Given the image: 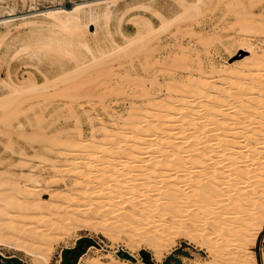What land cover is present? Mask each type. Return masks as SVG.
Wrapping results in <instances>:
<instances>
[{
	"label": "rangeland",
	"instance_id": "obj_1",
	"mask_svg": "<svg viewBox=\"0 0 264 264\" xmlns=\"http://www.w3.org/2000/svg\"><path fill=\"white\" fill-rule=\"evenodd\" d=\"M38 1H39L38 6L40 9H47V8H51L52 6L57 5V4L64 5L65 7H72L73 6L72 1H74V0H38ZM198 1H200V2H198ZM239 1H240V3H239ZM15 2H16V0L0 1V7H1L0 17H1V19H4V17L8 15V12H6V10L9 9L10 5L14 4ZM239 4H242V5H239ZM186 5H188V7H189L188 9H190V11L187 10L188 13H186V11H183L184 14H181L182 16H185V14H186L187 17L185 16L184 17L185 19H182V21H180V19L182 18L180 16L181 18L179 17L178 19H175L174 20L175 22L171 21L170 25L167 26V28L169 30L167 28H165L168 31L163 30L160 33V35L156 37V39L158 38L157 40L156 39L155 40L153 39L154 41L149 40L151 43H154L157 46V49L159 46L158 50L160 53H158L159 55H158L157 59L153 62H152V57L146 58V57H148V54H147L148 53V47L151 44V43H149V41H147L149 44H147V42L144 43V46L143 45L141 46L142 48H140V46L138 47V46L132 45L131 47L128 46L127 48L122 49L121 51L124 52V55H121V54H123V52H121L120 50H117V51H119L118 54L116 53L117 51H114L115 56L111 55L112 53L109 52V55H106L107 56L106 58L108 60H110L109 58L112 57L111 58L112 60H110V61L107 60L108 62L105 61V59H106L105 57H104L105 59H103V58L94 59V58H91L92 57L91 54H86V57H84L85 63H83L81 66H77L76 62L72 58H71L72 59L71 60L70 57H64L63 58V63L65 64V66H62V67H61V64L58 62L52 63L51 66H50V64H47V63H41L38 67H33V66H29V65L26 66L24 64V62L17 60V59L10 60L9 64L4 63V61L1 62V64H0V79L1 78H7L8 77L7 74L9 72L10 68L14 67L13 69H15V73L13 74V78L15 79V81H18V79H20V78L22 79L23 76H26L27 73L29 74V72H32L33 75L36 77L37 81H39V83H44L46 80V77L49 78V83L45 87L47 89V91H45L46 89L44 88L45 93L42 94V92H41V94L38 95L40 97L35 96L32 93L31 94L29 93V94L24 95V96H23V94L22 95H16V94L10 95L9 94V95L3 97V104H2V106H0V111H1L0 115L3 113L1 115L2 117L0 116V124H1L0 125V134H1L0 135V174L1 173H4V174L7 173L6 175L1 174V176H0V181H1L0 182V190L3 189L4 191H6L9 187L12 190V187H13L12 185H16V184L17 185L19 184L21 186L24 185L27 187H31L30 190H32L30 194L26 195L27 196L26 198H24V196H21V200L18 203L17 202H15V203L14 202H12V203L8 202L7 204H4L3 206L0 207V253H2L3 255H17L23 261H27L30 264H55V263L60 261V252H61V249L63 247L74 246L75 245V239L80 237V236H89L95 240V243H93V245H91V246L90 245L87 246L86 243L83 242V245L87 246V250L84 252V254L82 253L83 255L81 257H83V258L80 257L81 260L79 258L78 264H89V261L91 259L92 260L98 259V260H96V262L93 261L95 264L98 262H100V264H114V263L115 264H118V263L119 264H132L133 262L135 263V261H131V257L126 258V257H123L122 255L117 254V249L119 247H122L123 249L127 250L129 253L132 252V253L138 255L140 260L142 261V262H138L139 264H152L149 262L150 259H148L147 262L142 260V255L140 253V250L143 248L150 251L151 259L154 262H156V264L159 262H161V264H165L163 262L164 259L177 248H178V250L176 252H174V254L178 257L184 258L183 264H198V263H200V264H264V224L262 222L258 223L256 221H254L255 217H253L254 219L251 221L254 225L260 224L259 226H261V227L258 226V230L261 228L259 231H256V229L254 231L253 229L256 228L254 226H253L254 228L251 227V230H249L248 227H245L246 225H248L249 221H247V224H244V226H241V228L242 227L244 228L243 234L245 233L246 237L248 238L247 239V241H249L248 243H247V241L242 240L245 237V236L243 237V234H241V232H242L241 230H243V229H241L239 232H237V230H236V229L239 230L240 225L232 224V223L228 222L230 226L227 225L228 223L225 224L226 227L223 225L224 228L222 227L223 228V230L221 229L222 232L224 231L225 228H227V229H225V232H223L221 234V231H219L220 233L218 231L213 232L215 230H214V228H212V226H210L208 224H202V225H204L202 230L203 229L204 230L199 231L200 236H201V232H203L202 236L204 235L205 238L207 235V239H214L215 238L214 236H216V234L219 236V238L221 237L220 235H222L223 241H221L222 238L221 239H217L218 237L216 238L218 241H221L222 243L225 244V245L224 244L222 245V243H221L222 249L219 248L221 246L217 247V250L218 249H221V250H218V251L215 250V252H214L206 246L207 244L206 245L202 244L203 240L201 241V239H200L201 242L196 241V240H192V239H190V236L189 235L187 236L186 234H184V236L180 235V234H176L177 236L175 235L174 238L172 237L174 241L170 240V242H168V243H170L169 247H167V245H168V243H167L166 244L167 248H164L162 246L160 248L161 249L160 250V249L154 248L155 244H156L157 235H155L154 237H151V238L141 237L138 240H141L142 238L143 239L139 242V244L137 243V239H136V242H135V240H133V241L131 240V237L128 236V234L126 233L127 231H124L125 233L120 232L116 237H112V236L108 235V234H110V230H111L108 227L112 226L113 223L115 224V222L118 221L116 219H118V217H119V214L117 216V211L119 210V206L110 205L112 203L113 199L111 201L109 198L105 199L103 196H99L100 195L99 193L102 194V190L100 189V186L99 187L96 186V188H99V189H97V194H99V195H97L98 198L96 197V191H95V193L90 192V191L94 192L95 189L93 190L91 188L92 190L89 189L90 190L89 191V190H87V188H85L86 190H84L82 188L83 185L86 184L85 187H87L88 184L92 183V182H87L90 180V178L91 179H92V177H93V179H94V177L96 178L97 172H95V170L92 171V169L93 168L96 169L97 166H100L102 164L101 162L104 161V159L106 160V158H108L107 156L110 155V154H108L109 152L104 153V151L102 150L104 154H108V155H105L106 158L103 157V159H100V157H102L101 154H103V153H102V151H100L99 148H97L99 150H96V148L95 149L93 148L92 150L85 152L86 149L84 148L85 147L84 144L87 145L88 142L91 144V143H93L92 140H96L99 146L101 145V147H103V148L105 147L104 149H106V146H107V148H110V146L112 144H109V143L113 142L114 145L111 146V148L113 149L116 147L115 149H117V152H118L120 149V146L123 145L122 142H120V140H118L119 136H117V135H120V133H121L120 131H122L119 128V126H122L123 124H125V122L129 121L126 123L127 126L133 127L135 117L137 120L138 119L141 120V116H137L136 113H138V112L136 110L139 109L138 107H140V105L144 106L146 103H148L149 98H150V101L155 100V99H161L163 102H166L169 100L168 99L169 95L175 97V94L181 95V94H177V92H179V93H182L183 98L185 96V99H187L186 97H188V99H190V100L193 99L194 102H196L198 99L200 100V97H199V95L197 96V93L193 94V93H190V92H187L184 90V88L186 87L185 85H188L191 82H195L197 84L198 82H201L203 80V81H206L205 83H207L208 85L210 84L209 88L212 84H214V86L213 85L211 86V89L214 88L216 91L214 89H212V90L210 89V92H214V93H212V95L217 93V90L219 88L221 89V90L219 89L220 93L222 91L224 92L225 90L227 92L231 91L233 93L238 92L239 89L241 88L240 85L242 86L244 83V81L242 79L243 77L240 78V76H237L236 74L234 76L232 74L236 73L237 71L242 70V67H243V72H245L244 70H247V68L253 67L254 64H252V63H254V59L256 58V56L258 57L259 55L263 54V52H264V28H262V27H264V22H263L264 21V0H187ZM251 6H253V7H251ZM190 7L192 9L197 7L199 11L197 9H195L196 11H198V12H195ZM243 9H245V10H243ZM181 10H182V8L178 7L175 4L165 3L164 1L159 0V2L153 8H151L150 10H148L146 12L127 13L124 16L121 24H122L124 30H126L129 33L130 32L133 33L136 29L135 28V22L133 20L140 18L141 17L140 14H142V16H144L147 20L151 19L153 21L154 25L159 26V25H161V23H160L161 21H160V18L158 17V14H162L163 12H165L168 15H170V14H172V12H179ZM27 11H28V8L23 7L21 2H20L14 13L21 15L22 13H24V12L26 13ZM236 12H237V14L235 15ZM248 13H249V16H248ZM188 14H189V16H188ZM237 15H239V16H237ZM250 15H251V17H250ZM191 17H193V19ZM186 18H190V19H186ZM249 19H250V21H249ZM245 20L248 23H246ZM172 22H173V24H172ZM256 22H258V23H256ZM245 23H246V25H245ZM117 26H118V23L114 22V23H112L111 29L114 30V29H116ZM0 27H1L2 31L6 30V28L3 25H0ZM175 27H176V29H175ZM91 28L93 31L95 30V27L93 25L91 26ZM189 28H191V29H189ZM244 28H246V29H244ZM20 29L21 30H15L14 28L11 29V34L7 37V39H5V45L2 49L3 52L6 50H9L11 42H12V37L17 36V35H23L24 29H22V28H20ZM103 30L104 29L100 30L99 35H104ZM188 30H192V31H188ZM253 31H254V33H253ZM173 35L176 37H174ZM188 35H191V36H188ZM114 38L116 41H118V43L120 45L125 44V40L123 38H121L119 35L115 34ZM103 43H108L109 45L111 44V42H109L108 40H106L105 42H102V44ZM97 44H98L97 38L93 37L92 38V46L96 50L95 51L96 54L101 55V53L98 51ZM208 44H210V45H208ZM140 45H141V43H140ZM137 47L140 48L141 50L138 49ZM160 47H162V49ZM142 50L144 53H145V51H147V53H145V54H147L146 57H145L144 53L142 52ZM110 55H111V57H110ZM117 55L119 58H117ZM108 56H109V58H108ZM101 57H103V56H101ZM113 57H114V59H113ZM115 59H117V60L120 59V60L115 61ZM7 60H9V57L7 58ZM88 60H90V61H88ZM93 60H95V61H93ZM96 60L97 61L99 60L98 61L99 63H97ZM131 61H133L132 65H130ZM145 61L149 62V64H147ZM91 62L92 63L95 62L98 65H96L95 63L92 65ZM205 62H207V64ZM211 63H213V64H211ZM103 64H105L106 66ZM144 65L147 66V67H145L146 70L144 69ZM149 65H150V67H149ZM178 65H179V67H177ZM183 65L185 66L186 69L184 68ZM75 66H77V68ZM98 66H100V67H98ZM200 66H201V68H200ZM65 67H71L73 70H75L74 72L76 73V75L73 74V72L71 71V73H69V74H71L70 77H69V75H67V76H65V78L59 79L61 77V76L59 77V74L62 73V71ZM82 67L84 69H80ZM94 67L97 70H95ZM92 68H93V70H91ZM104 69H105V71H103ZM89 70H91V71H89ZM186 70H188V71H186ZM197 70H199L200 73ZM147 71H148V73H147ZM216 71H218V72H216ZM84 72H85V75L91 76L92 78L96 75L94 77L96 79L92 80V78H89L88 76H86L87 80L91 79V81L89 82V80H88L87 83L84 82V80H86V78H84L85 77ZM101 72H103V74ZM81 74H82L83 79H84L83 82H80V79L82 81ZM211 74H212V76H211ZM205 75H206V77H205ZM78 76L79 77L81 76V77L79 78ZM208 76H209V78H208ZM199 77H201V78H199ZM73 78H76L77 80H75ZM187 78H189V79H187ZM206 78H207L208 82H207V80H204ZM64 79H65V81H64ZM136 79L137 80L138 79L139 80L145 79L146 83L143 82V84H145L146 86L142 85L141 81H137ZM51 80H53V83ZM61 80H62L61 83H63V84L65 82L70 83V82H74V81H75V83H70V84L68 83V85L66 86L65 84L63 85L60 83ZM153 80L155 81L154 84L152 83ZM58 81H59V83L57 84ZM103 81H104V83H103ZM132 81H133V83H132ZM148 81H150V82H148ZM107 82H108V84H107ZM120 82H121V84H120ZM50 83H51V85H50ZM74 84L76 85L75 88H74ZM118 84H119V86H118ZM140 84H141V86H140ZM93 85H95L94 88H93ZM133 85L135 86V88ZM158 85H159V87H158ZM55 86H56V88H55ZM62 86H64L63 87L65 89L64 92H67V94L61 93V92H63ZM68 86H70V88ZM77 86H78V90H77ZM86 86L90 87V88L92 87V89H94V90L91 91V89L89 88L90 92L88 93V91L86 90L87 89ZM215 86H218V88H216ZM80 87H81V90H79ZM84 87H86V88L83 89ZM60 88H61V90H60ZM106 88H108V89H106ZM146 88H148L149 90H145L148 92H146L147 94L145 93V96H144L145 98H142L143 96L141 97L140 93L143 94V92H141V89L143 90ZM229 88H230V90H228ZM96 89H98V90H96ZM157 89H159V90H157ZM223 89H225V90H223ZM5 90L6 89H0L1 92L5 91ZM70 90L72 92H70ZM85 90L87 93L84 92ZM155 90H156V93H155ZM171 90L174 92H172ZM182 91H185V93ZM54 92H56V93L58 92V94H56ZM91 92H92V94H90ZM100 92H101V95H100ZM102 93H104V94H102ZM254 93H256V92H253L252 94L254 95ZM24 94H26V93H24ZM54 94H56V96ZM152 94L155 96H153ZM189 94L191 96L192 95H196V96H192V99H191V97L189 98ZM252 94H250L249 96H251ZM135 95H136V98H135ZM146 95H148V96L151 95V96H153L152 98H155V99H152L151 96L150 97L147 96L148 97V99H147ZM18 96H19V98H18ZM12 97L14 99H17V98L18 99L14 101V99ZM72 97L74 99H77V100L79 99L78 102H77V100H74ZM103 97H105V98H103ZM233 97L235 98V96H233ZM233 97L231 99L234 100L235 105L233 104L234 102L230 103L229 106L231 105V107H232L234 105L233 108L230 107V110L234 109L236 106H237V108H239L243 103L245 104V98L247 96H243L244 98L242 97V99H244L243 101H236L237 98L233 99ZM64 98H67V99H64ZM88 98L91 100L89 101ZM99 98H102V99L99 100ZM69 99H72V101ZM239 99L240 98H238V100ZM59 101H61V102H59ZM70 101L73 103H71ZM143 101H145V102H143ZM238 102L240 105L239 107L237 105ZM7 103H9V104H7ZM108 103H109V105H108ZM240 103H242V104H240ZM133 104H134V106H136V108H137L136 110H134L135 107L133 106ZM66 105L71 106L70 107L71 109L69 107H67ZM109 106H111V107H109ZM71 110H74L73 111L74 113L70 112ZM70 113H71V115H70ZM179 114H181V113H179ZM10 115H11V117H10ZM76 116H77V118H76ZM86 116H88V117H86ZM69 117H70V119H69ZM40 118H42V119H40ZM142 119L144 120L143 117H142ZM5 120H7V121H5ZM113 123H114V125H113ZM5 124H6V126H5ZM101 124H102V126H101ZM143 125H145V123H143ZM132 127H131V130H132ZM118 128L120 130H118ZM78 131L81 133L79 134ZM106 131H108V132H106ZM109 131H111V132H109ZM36 133H38V134H36ZM34 135H36V136H34ZM56 136H58L59 138ZM91 136H92V138H91ZM93 136H95V137H93ZM107 137H109V138L107 139ZM80 138H82V139H80ZM56 139H57V141H56ZM101 139L104 141L102 142ZM112 139H113V141H112ZM58 140H60V141H58ZM57 142H58V144L60 143L59 146H58ZM68 143H69V146H67ZM2 144H4V145H2ZM70 144H72V146H70ZM73 144H74V146H75V144L77 146V147L75 146V149H74ZM66 147H68V148H66ZM78 147H79V149H78ZM41 150H43V151H41ZM58 150L60 153L58 152ZM65 150H67V151H65ZM93 150H96V151L93 152ZM98 151H100V153ZM33 152H34L33 159H29L30 158L29 154H32ZM49 152H51V153H49ZM69 152H71V153H69ZM96 152H98L100 155ZM65 153H67L69 156L65 155ZM81 155H84V156H83V162H81L82 164L80 165V167L78 166L79 168H77V170H79V171H81L80 169L82 168V165L84 162L86 164L84 163L83 167L88 169V167L90 166L88 164H91L88 161H92V158L95 160L94 161L95 164L94 165L91 164V166H90V168L92 167L91 170L89 169L90 174L88 175V172L86 174H84V175H86L85 178L82 174V172H83V170H85V168L81 171V174H79L80 173L79 171L76 172L77 171L76 169L72 170L73 166L69 165L73 162L72 157L77 159V157H79ZM43 156H45L47 158V160L50 159L51 161H46L45 157H43ZM64 156H67V157H64ZM27 157H29V158H27ZM34 157H36V158H34ZM95 157L98 159H96ZM76 159H73V160L75 161ZM26 160H28V161H26ZM68 160L69 161L71 160V161L69 162ZM67 161L69 163H67ZM48 162H50L51 164ZM64 162H66V163H64ZM28 163H29V165H28ZM77 164H80V162ZM36 165H37V167H36ZM87 165H88V167H86ZM95 165H97V166H95ZM33 169H35V170H33ZM32 171H33L34 175H35V173L36 174L38 173V174H37V176L33 177L32 180H30L31 178L28 179V177H30V176L32 177L33 174L29 176V174H31ZM52 173H56L57 176L55 174H52ZM70 173H73V176ZM78 174L80 176H83V177H80ZM27 175H28V177H27ZM74 176H75V178H74ZM77 176L80 177V179L77 178ZM89 176H90V178H89ZM4 177L7 179H5ZM61 177H63V178H61ZM35 178H38V180L40 179L39 182L35 181ZM9 179H11L13 181H11ZM62 179H64V180L62 181ZM76 179H78V181H76ZM83 179L86 180V181H84V184L82 183ZM6 180H8V181H6ZM56 180H57V182L55 183ZM9 181L11 183H13L10 186L6 185L7 183L9 184ZM2 183L4 185H2ZM76 183H77V185L75 186ZM79 183L82 185L80 186ZM72 186L74 188H71ZM102 186H104V185L102 184ZM82 190H84V192ZM100 190H101V192H100ZM52 192H55L56 194L53 197V200L50 201V198H51L50 193H52ZM108 192H111V194H109V197L110 198L113 197L114 200L116 201L117 200L115 197L116 192L111 191V190L110 191L108 190ZM189 192H191V191L188 190V193ZM42 196L44 197V199L41 198ZM192 196H195V195H192ZM30 197L34 198V201H32V199ZM99 197L104 198V200H103L104 202L101 200L102 198H99ZM89 199H90V201H89ZM93 199L94 200L100 199V200H98L99 202L98 201L95 202ZM108 200H110L111 203H110V201L108 202ZM189 200H191V199H189ZM21 201H22V203L25 204V208L24 207L23 208L17 207V206H20L18 204H20ZM105 201H107V203ZM251 202H247L246 205L249 203L248 207H250V205L252 204ZM13 203H14V205H13ZM60 203H62V205L63 204L64 205L62 206ZM96 204H98V205H96ZM93 205H95L96 207L93 208L94 207ZM103 205H104V207H102ZM97 206L100 208H98ZM105 206H106V208H105ZM59 207H61V209ZM243 207H245V206H243ZM96 208L101 209V210H98V212L94 211V210H97ZM192 208H194V207H192ZM192 208L189 210L190 212H191ZM250 208H254V205H252ZM243 209L244 208H240V210H239L240 212L236 211V209H234L233 210L234 213L231 215L232 217L230 216V218L231 219L236 218L239 215H241ZM195 210L196 209L194 208L192 210V212L193 211L194 212L193 213L191 212L190 215H192V214L194 215L196 212ZM197 211L200 212V210H197ZM57 213L58 214L60 213L59 214V216H60L59 220L61 223L55 224L54 218L57 215ZM92 213H93V215L94 214L95 215L92 216ZM98 213L99 214L100 213L105 214V216L102 215L104 218H101L102 217L101 214L99 215ZM237 214H239V215H237ZM34 215H37V217L40 218L39 221L37 222L38 224H36V226L39 225L38 226L39 228L36 227L35 224H33L31 221L32 217ZM198 215L199 214H195V216L193 218L188 216V217L192 218V220H189V222L191 223V221H193V219L195 218L194 222L198 223L200 220V219L199 220L197 219L199 217ZM92 218H96V219H92ZM251 221L249 223H251ZM257 221H259V218ZM262 221H264V219ZM96 222H99V223L96 224ZM108 224H110V226ZM231 224L233 226H231ZM92 225H94V226H92ZM102 225H105V226L103 227ZM4 226H6V228ZM206 226H208V228L211 227V229H213V231L211 230V233L213 232L215 235L213 233L210 234V232L208 233V230L210 231V229H208ZM37 228L39 230H37ZM249 228H250V226H249ZM157 229H158L157 231H159V228H157ZM229 229H231V230H229ZM205 230H206V232H205L206 234L204 233ZM163 231H164V229H163ZM247 232H249V234L251 236L254 233L253 235H255V236L251 237ZM255 232H257L258 234ZM229 233L231 235H229L227 237V235ZM232 233L233 234L238 233L239 235L241 234L242 235L241 237H243V238L238 237V234L233 236ZM50 234H52L53 238L55 239V240L53 239L54 241H52L53 243H52V247L50 249L51 252H49V254L47 255L46 260H41V259L38 260L35 256H33V254L34 253H40V254L45 253L44 248L47 246L48 238L51 237ZM225 237H226V239H225ZM205 238H203V239H205ZM233 239H234V241H233ZM236 239H238V240H236ZM225 240H227V241H225ZM153 241H154V243H152ZM183 241H185V243ZM207 241L209 242V240H205L204 243H208ZM230 241H232V242L229 243ZM226 244H230V246H229L230 250L228 249L229 247L227 248ZM248 244H249V246H247ZM241 246H243V247H241ZM223 248H225V249L223 250ZM244 249H246V250H244ZM159 251L162 252L161 253L162 255L159 254L160 253ZM212 253H217V254H214V256H213ZM157 254H159V256ZM244 255H246V256L244 257ZM236 260H237V262H236ZM170 261L172 264L175 263V260L173 258H171ZM136 263H137V261H136Z\"/></svg>",
	"mask_w": 264,
	"mask_h": 264
},
{
	"label": "bare ground",
	"instance_id": "obj_2",
	"mask_svg": "<svg viewBox=\"0 0 264 264\" xmlns=\"http://www.w3.org/2000/svg\"><path fill=\"white\" fill-rule=\"evenodd\" d=\"M0 1H3V0H0ZM162 1H164L165 3L175 4L178 7H181L182 10L179 12H172V14H170V15H168L165 12H163L162 14H158V17L160 18V21H161L160 22L161 25H159V26L154 25V23L151 19L147 20L144 16H142V14H140L141 15L140 18L133 20L135 22V28H136L135 31L133 33H131V32L129 33L126 30H124V28L121 24L124 16L127 13H132V12H134V13L146 12V11L150 10L151 8H153L159 2V0H74V1H72V3H73L72 7H65L64 5L57 4V5L52 6L51 8H47V9H40L38 6L39 5L38 0H16L17 3L15 2L14 4L10 5L9 9L6 10V12H8V15L5 16L4 19H1V17H0V25H3L6 28L5 31H2L1 27H0V64L3 61H4V63L9 64L10 60L17 59V60L24 62V64L26 66L29 65V66H33V67H38L41 63H47V64H50V66H51L52 63L58 62L61 64V67H62V66H65V64L63 63V58L64 57H70V59L72 58L76 62L77 66H81L83 63H85L84 57H86V54H91V56H92L91 58H94V59H97V58L105 59L107 57L106 55H109V52L112 53L111 55H114V51H117V50L121 51L122 49H125L128 46L131 47L132 45H135L138 47L140 46V48H142L141 46L142 45L144 46V43H146L149 40L154 41L156 39V37L159 36L163 30L166 31L168 29L167 26L170 25L171 21L175 22L174 20L178 19L180 16L182 17V18L180 17L181 18L180 21H182V19H185L184 17L186 16V14H185V16L181 15V14H184L183 11H186V13H188V11H190V9H188L189 8L188 5H186L187 0H162ZM20 2H21L23 7L28 8V11L26 13L24 12L21 15H18V14H15L14 12L16 11L18 4ZM198 2H200V1H198ZM239 3H240V1H239ZM242 4H239V5H242ZM251 7H253V6H251ZM195 9L198 10L197 7L193 8L192 10H194L195 12L199 11V10L196 11ZM243 10H245V9H243ZM0 13H1V7H0ZM236 14H237V12L235 13V15ZM188 16H189V14H188ZM237 16H239V15H237ZM248 16H249V13H248ZM250 17H251V15H250ZM191 18L193 19V17H191ZM186 19H190V18H186ZM249 21H250V19H249ZM114 22H117L118 26L116 27V29L112 30L111 29L112 23H114ZM173 22H172V24H173ZM246 23H248V22L246 21ZM246 23H245V25H246ZM256 23H258V22H256ZM92 25L95 27L94 31L91 28ZM12 28H14L15 30H21L20 28H22V29H24V33H23V35H17V36L12 37V42H11L9 50H6L3 52L2 49L5 45V39H7V37L11 34ZM165 28H167V29H165ZM191 28H189V29H191ZM246 28H244V29H246ZM262 28H264V27H262ZM102 29H104L103 30L104 35H99V32ZM175 29H176V27H175ZM188 31H192V30H188ZM253 33H254V31H253ZM115 34L119 35L121 38H123L125 40L124 45H120L118 43V41L115 40V38H114ZM188 36H191V35H188ZM93 37L97 38V42H98L97 48H98V51L101 53V55H97L95 52L96 50L92 46V38ZM174 37H176V36H174ZM106 40L111 42V44L110 45L108 43L102 44V42H105ZM150 41H149V43H151ZM140 43H141V45H140ZM149 43L147 42V44H149ZM208 45H210V44H208ZM140 48H138V49H140ZM160 48L162 49V47H160ZM158 49H159V46H158ZM158 49L154 43H151L148 47V53H147V51H145V53L148 54V57H146L147 54H145L143 52V50H142V52L144 53L146 58L152 57V62H153L157 59V57L159 55L158 53H160ZM118 52L119 51H117L116 53L118 54ZM121 52H123V51H121ZM111 55H110V57H111ZM121 55H124V52ZM101 56H103V57H101ZM8 57H9V60H7ZM108 58H109V56H108ZM111 58H109V59L112 60ZM117 58H119L118 55H117ZM113 59H114V57H113ZM107 60L108 59L106 58L105 61H107ZM110 60H108V61H110ZM116 60L117 59H115V61ZM118 60H120V59H118ZM88 61H90V60H88ZM93 61H95V60H93ZM98 61H97V63H99ZM132 62L133 61H131L130 65H132ZM94 63H92V65ZM146 63L149 64V62H146ZM205 63L207 64V62H205ZM211 64H213V63H211ZM252 64H254V66L247 68V70H244L245 72H243V67H242V70L237 71L236 73L232 74L234 76L236 74L237 76H240V78L243 77L242 79L244 81L243 85L242 86L240 85L241 88L236 93L235 92L233 93L231 91L227 92L225 89H223V90H225L226 92L222 91L223 93L222 92L220 93L219 92L220 88H219L217 90V93L212 95V93H214V92H210V89H211L212 85L214 86V84H212L209 88L210 84L208 85L207 83H205L206 81L202 80L201 82H198L197 84L195 82H191L188 85H185L186 87L184 88V90L187 92H190L193 94L197 93V96L199 95L200 100L199 99L197 101L195 100L196 102H194L192 99V96H196V95L191 96L189 94V98L191 97V99H192V100H190V99H188V97H186L187 99H185V96L183 98L182 93H179V92H177V94H181V95L175 94V97L169 95V97H168L169 100L166 102H163L161 99L152 98L153 96H155L153 94H152L153 96L146 95V97L151 96V98L155 99V100L150 101V98H149V102L146 103L144 106L140 105V107H138L139 109H137L136 106H134V104H133V106L135 107L134 110L137 109L136 111L138 113H136V114H137V116H141V120L140 119L137 120L135 117L136 121L134 120V125H133V127L131 126L132 130H131V127L127 126V124H126L129 121L125 122V124H123L122 126H119V128L122 131H120L121 132L120 135H117V136H119L118 140H120V142H122L123 145L120 146V149L117 147L119 149L118 152H117V149H115L116 147L113 149L111 148V146L114 145L113 142L109 143L112 145L111 146L109 145L110 148H107V146H106V149H104L105 147L104 148L101 147V145L99 146L96 140H92L93 143H91V144L89 142L87 145L84 144L85 147L84 146L83 147L86 150L84 148L83 149L85 150V152L86 151L88 152V151L92 150L93 148L94 149L96 148V150L100 149V151L103 150L104 153L109 152L108 154H110V155L104 154L102 151V153L104 155L101 154L102 157L99 156L100 159H103V157L106 158L105 155H108L107 156L108 158H106V160L104 159V161L101 162L102 164L100 166L95 165V166H97L96 169L95 168L92 169V167L90 168L91 164H93V165L95 164L94 163L95 160L93 158H92V161H88L91 164L87 163L88 165H90L89 167H88V165L86 166V167H88V169L83 167L85 162L83 163L82 168L80 169L82 171L85 168V170H83V172H82L84 178L86 177V175H84V174H86L87 172H88V175L90 174L89 169L90 170L92 169V171L95 170V172H97L96 178L94 177V179H93V177L91 176L92 177V179H91L89 176L90 180L87 182H92V183L88 184L87 187H85L86 184L83 185L82 188L84 190H86L85 188H87V190H89L91 188L93 190L95 189L94 192L90 191V190L89 191L91 193H95V191H96V197H97V195L100 194L99 196H103L105 199L109 198L111 201L113 199L112 203L110 200H108V202L110 201V203H111L110 205L119 206V210L117 211V216L119 214V217H118V219H116L118 221H116L115 224L113 223L112 226H110V224H108L110 226L108 228L111 229L110 234H108V235H110L112 237H116L120 232L125 233L124 231H127L126 233L128 234V236L131 237V240L132 241L135 240V242H136V239H137L138 244L143 239L142 238L141 240H138L141 237L151 238V237H154L155 235H157L156 244H155L154 248L160 249L162 246L164 248L169 247L170 243H168V242H170V240L172 241L176 234H180L183 236H184V234H186L187 236L189 235L190 239H192V240H196L199 242H201L203 240L202 244H204V245L207 244L206 246L210 250L215 252V250H217V247H219V246H221L219 248L222 249V245L224 244L221 242V241H223L222 235H220L221 237L219 238V236L216 234V236H214L215 237L214 239H207V235L205 238L204 235L202 236L203 232H201V236H200L199 231H201L203 226H204L202 224H208V225L212 226V228H214L215 231H213V229H211V227L208 228V226H206L208 229H210V231L208 230V233L210 232V234H212L213 232H217V231L218 232L221 231V234H222L223 232H225V229H227V228H225L224 231L222 232L225 224H227L228 222L232 223V224L240 225V227L238 226L239 230L238 229H236V230H237V232H239L241 229H243V230H241L242 231L241 234H243L244 228L243 227L241 228V226H244V224H247V221L250 222L251 220H253L254 219L253 217H255L254 221H256L258 223L262 222L264 224V221H262L264 219L263 218L264 217V52H263V54L259 55L258 57L256 56V58L254 59V63H252ZM96 65H98V64H96ZM103 65H105V64H103ZM77 66H75V67L77 68ZM98 67H100V66H98ZM145 67H147V66L144 65V69H145ZM149 67H150V65H149ZM177 67H179V65ZM13 68L14 67L10 68V70L7 74L8 75L7 78H1L0 79V89H6L3 92L0 91V106H2V104H3V97L7 96L9 94L10 95H12V94L13 95L14 94L22 95L23 94V96H24V95H27L29 93L30 94L32 93L33 95L38 96L41 94V92L43 94V93H45V91H47V89L45 87L49 83L48 77H46V80L44 83H39V81H37V79L33 75V73L29 72V74L27 73L26 76H23L22 79L20 78V79H18V81H15V79L13 78V74L15 73V69H13ZM184 68H185V66H184ZM200 68H201V66H200ZM80 69H84V68L82 67ZM94 69H95V67H94ZM105 69L103 71H105ZM91 70H93V68ZM91 70H89V71H91ZM95 70H97V69H95ZM199 70H197V71L200 73ZM71 71L73 72V74L76 75V73L74 72L75 70H73L71 67H65L63 69L62 73L59 74V77L61 76L59 79H63L67 75H69V77H70L71 74H69V73H71ZM186 71H188V70H186ZM216 72H218V71H216ZM101 73L103 74V72H101ZM147 73H148V71H147ZM82 74H81V76H82ZM84 75H85V72H84ZM86 76H88V75H85L84 78H86ZM211 76H212V74H211ZM88 77L92 78L91 76H88ZM94 77L92 78V80L96 79ZM205 77H206V75H205ZM199 78H201V77H199ZM208 78H209V76H208ZM73 79L77 80L76 78H73ZM187 79H189V78H187ZM83 80L84 79L82 76V81L80 79V82H83ZM88 80L86 78V80H84V82L87 83ZM144 80L138 79L137 81H141V84L145 85V84H143V82L146 83V80L145 81ZM204 80H207V78ZM51 81L53 83V80H51ZM64 81H65V79H64ZM90 81H91V79L89 80V82ZM61 82H62V80L60 81V83ZM148 82H150V81H148ZM154 82L155 81L153 80L152 83L154 84ZM207 82H208V80H207ZM58 83H59V81L57 82V84ZM68 83L65 82L64 84L67 86ZM70 83H75V81L70 82ZM103 83H104V81H103ZM132 83H133V81H132ZM61 84H63V83H61ZM107 84H108V82H107ZM120 84H121V82H120ZM141 84H140V86H141ZM50 85H51V83H50ZM94 86L95 85H93V88H94ZM118 86H119V84H118ZM63 87L64 86H62V88ZM68 87L70 88V86H68ZM75 87H76V85L74 84V88ZM86 87H84L83 89H85ZM158 87H159V85H158ZM215 87L218 88V86H215ZM44 88L46 89L45 91H44ZM55 88H56V86H55ZM89 88L90 87H87V89H86L88 91V93L90 92ZM134 88H135V86H134ZM148 88L143 89V90L141 89V92H143V94L140 93L141 97L143 96L142 98H145L144 97L145 93L148 92L145 90H149ZM90 89H91V91L94 90V89H92V87ZM98 89H96V90H98ZM106 89H108V88H106ZM212 89H214V88H212ZM60 90H61V88H60ZM62 90H63V92H61V93L67 94V92H64L65 91L64 88ZM77 90H78V86H77ZM79 90H81V87ZM86 90L84 91L85 93H87ZM157 90H159V89H157ZM228 90H230V88ZM185 91H182V92L185 93ZM252 91L256 92V93H254V95H253ZM70 92H72V91L70 90ZM172 92H174V91H172ZM24 93H26V94H24ZM54 93H56V92H54ZM155 93H156V90H155ZM56 94H58V92ZM56 94H54V95L56 96ZM90 94H92V92ZM102 94H104V93H102ZM250 94H252V95L249 96ZM100 95H101V92H100ZM231 96L232 97L235 96V98L233 97V99L237 98L236 101H243L244 99H242V97L247 96L245 98V104L242 102L243 104L240 103V104H242L240 106L239 102H238L237 105H238V107L239 106L240 107L237 108V106H236L234 109L230 110L231 105L229 106V104L234 102V100L231 99L232 98ZM38 97H40V96H38ZM148 97H147V99H148ZM18 98H19V96H18ZM103 98H105V97H103ZM135 98H136V95H135ZM238 98H240V99L238 100ZM17 99H14V101ZM64 99H67V98H64ZM101 99L102 98H99V100H101ZM69 100L72 101V99H69ZM74 100H77V99H74ZM78 100H77V102H78ZM88 100L90 101L91 99L88 98ZM59 102H61V101H59ZM143 102H145V101H143ZM71 103H73V102H71ZM7 104H9V103H7ZM233 104L235 105V102ZM108 105H109V103H108ZM233 106L231 108H233ZM67 107L70 108L71 106H67ZM109 107H111V106H109ZM73 111L74 110H71L70 112H73ZM178 112L181 114H179ZM70 115H71V113H70ZM10 117H11V115H10ZM86 117H88V116H86ZM142 117L144 118V120L142 119ZM76 118H77V116H76ZM40 119H42V118H40ZM69 119H70V117H69ZM5 121H7V120H5ZM143 123H145V125H143ZM113 125H114V123H113ZM5 126H6V124H5ZM101 126H102V124H101ZM119 128H118V130H120ZM106 132H108V131H106ZM109 132H111V131H109ZM78 133L80 134L81 132L78 131ZM36 134H38V133H36ZM34 136H36V135H34ZM56 137H58V136H56ZM93 137H95V136H93ZM109 137H107V139ZM91 138H92V136H91ZM80 139H82V138H80ZM56 141H57V139H56ZM58 141H60V140H58ZM103 141L104 140H102V142ZM112 141H113V139H112ZM69 143L67 146H69ZM57 144H58V142H57ZM59 144H58V146H59ZM2 145H4V144H2ZM70 146H72V144H70ZM73 146H74V144H73ZM75 146H76V144H75ZM75 146H74V149H75ZM66 148H68V147H66ZM97 148H99V149H97ZM78 149H79V147H78ZM96 150H93V152H95ZM41 151H43V150H41ZM65 151H67V150H65ZM100 151H98V152L100 153ZM58 152H59V150H58ZM98 152H96V153H98ZM49 153H51V152H49ZM69 153H71V152H69ZM33 154H34V152L32 154H29L30 158L29 157H27V158L33 159ZM65 155H68V154L65 153ZM45 156H43V157H45ZM83 156L84 155H81V156L77 157V159L72 157L73 162L71 164H69V165L73 166V167L71 166L73 168L72 170H74V169L77 170V168L80 167V165L82 164L81 162H83ZM64 157H67V156H64ZM34 158H36V157H34ZM45 159H46V161H51L50 159L47 160L46 157H45ZM73 159H76V160L74 161ZM96 159H98V158H96ZM26 161H28V160H26ZM68 161H67V163H69L71 160L69 162ZM79 162H80V164H77ZM48 163H50V162H48ZM64 163H66V162H64ZM28 165H29V163H28ZM36 167H37V165H36ZM33 170H35V169H33ZM78 171L79 170H77L76 172H78ZM81 171H79L80 172L79 174H81ZM1 174L6 175L7 173L6 174L1 173ZM1 174H0V176H1ZM37 174L35 173V175H34V173L32 171V173L29 174V176L32 175V177L31 176L28 177V175H27V177H28V179L31 178L30 180H32V178L37 176ZM52 174H55L57 176L56 173H52ZM70 174H72V176H73V173H70ZM83 176H80V177H83ZM80 177L77 176V178H79V179H80ZM61 178H63V177H61ZM74 178H75V176H74ZM5 179H7V178H5ZM9 180H11V179H9ZM39 180H38V178H35V181L39 182ZM63 180L64 179H62V181ZM6 181H8V180H6ZM11 181H13V180H11ZM76 181H78V179H76ZM82 181H83L82 183L84 184V181H86V180L83 179ZM56 182H57V180L55 181V183ZM11 184H13V183H11L9 181V184L7 183L6 185L10 186ZM102 184L104 186H102ZM2 185H4V184L2 183ZM76 185H77V183L75 184V186ZM81 185L82 184H80V186ZM12 186H13L12 190L10 187L7 189L8 191L7 190L4 191L3 189L0 190V207L3 206L4 204H7L8 202H11V203L17 202L18 203L21 200V196H24V198H26L27 197L26 195L30 194L32 191V190H30L31 187H27L24 185L21 186L19 184L18 185L16 184V185H12ZM96 186H98V187L100 186V189L102 190V194L101 193L97 194V189H99V188H96ZM71 188H74V187L72 186ZM84 190H82V191L84 192ZM101 190H100V192H101ZM108 190L116 192V196H115L117 199L116 201L114 200L113 197L112 198L109 197V194H111V192H108ZM188 190L191 192L188 193ZM55 194H56L55 192L50 193V197H51L50 201L53 200V197L55 196ZM191 194L195 195L196 197L192 196ZM41 198L44 199L43 196ZM99 198H102V197H99ZM104 198H102L101 200L103 201ZM31 199H32V201H34V198H31ZM189 199H191V200H189ZM98 200H100V199H98ZM98 200H94V201L96 202ZM89 201H90V199H89ZM105 202L107 203V201H105ZM247 202H251L252 204L250 203L251 204L250 207L252 205H254V208L248 207L249 203L246 205ZM14 203H13V205H14ZM60 204L62 205V203H60ZM18 205H20V206H17V207H21V208L24 207L25 208V204L22 203V201ZM96 205H98V204H96ZM93 206H94L93 208L96 207L95 205H93ZM243 206H245V207H243ZM102 207H104V205ZM192 207H194L196 209L195 214H199L198 215L199 217L197 219L198 220L200 219V220L198 223L194 222L195 218L193 219V221H191V223L189 222V220H192V218L195 216V214L190 215L192 210L194 209ZM59 208L61 209V207H59ZM98 208H100V207H98ZM105 208H106V206H105ZM191 208H192V210L190 212L189 210ZM240 208H244L242 211V214L239 215L240 214L239 213V214H237V215H239L238 217L235 216L236 218L231 219L230 216L234 213L233 210L236 209V211H239ZM98 210H101V209H97L94 211L98 212ZM197 210H200V212H198ZM59 214L57 213V215L54 218L55 224L61 223L59 220V217H60ZM100 214H101V216L102 215L105 216V214H102V213H100ZM94 215L92 213V216H94ZM188 216H190L192 218H190ZM101 218H104V217L102 216ZM258 218H259V221H257ZM39 219L40 218H38L37 215H34L32 217L31 221L36 226V224H38L37 222L39 221ZM92 219H96V218H92ZM249 222H248V225L250 226V228L248 225L245 226V227H248L249 230H251V227L252 228L256 227L253 229L254 231H255V229H256V231H259L261 229L260 228L258 230V226L260 224H255L256 225L255 226L252 223V221H251L252 224ZM97 223H99V222H96V224ZM229 223L227 225H229ZM232 224H231V226H233ZM38 226L39 225H37L36 227H38ZM92 226H94V225H92ZM102 226L104 227L105 225H102ZM4 227L6 228V226H4ZM161 227L164 229V231ZM259 227H261V226H259ZM38 228H37V230H39ZM157 228H159V231H157L158 230ZM231 229H229V230H231ZM206 230L204 231V233L206 232ZM211 230L213 231L212 233H211ZM247 233L249 234V232H247ZM255 233H257V232H255ZM236 234H238V233H236ZM236 234L234 233L233 236ZM241 234L240 235L238 234V237H240V238H243L244 236L246 237L245 233L243 234V237H241L242 236ZM253 234H252V236H255ZM50 235H51V237L48 238L47 246L44 248L45 253H41V254L40 253H34L33 254V256H35L38 260H40V259L46 260L47 255L49 254V252H51L50 249L52 247V243H53L52 241H54L55 239L53 238L52 234H50ZM229 235H231V234L229 233L227 235V237ZM245 237H244V239H242L243 241L244 240L247 241L248 238L247 237L245 238ZM203 238H205V239H203ZM216 238L217 239L222 238V240L218 241ZM200 239H201V241H200ZM225 239H226V237H225ZM205 240H209V242L207 241L208 243H204ZM236 240H238V239H236ZM225 241H227V240H225ZM233 241H234V239H233ZM231 242L232 241H230L229 243H231ZM248 242L249 241H247V243ZM152 243H154V241ZM167 243H168V245L166 247ZM221 243H222V245H221ZM91 245H93V244H90V246ZM226 245H227V248L230 246V244H226ZM247 246H249V244ZM241 247H243V246H241ZM221 249H218V250H221ZM224 249L225 248H223V250ZM228 249L230 250V247ZM244 250H246V249H244ZM161 253L162 252H160L159 254H161ZM83 254H81L79 256V258ZM130 254L135 257V260H134L133 257L130 256L131 261H135V263L133 262L132 264H139L138 262H142L138 255H136L132 252ZM159 254H157V255L159 256ZM212 254L214 256V254H217V253H212ZM245 256L246 255H244V257ZM130 257H126V258H130ZM176 257H178V256H176ZM79 258H78L77 264L79 262ZM81 258H83V257H81ZM81 258H80V260H81ZM178 258H179L180 264H183L184 258H181V257H178ZM96 260H98V259H96ZM96 260L91 259L89 261V264H93L94 263L93 261L96 262ZM136 261H137V263H136ZM236 262H237V260H236ZM96 264H100V262H98ZM157 264H161V262H159ZM198 264H200V263H198Z\"/></svg>",
	"mask_w": 264,
	"mask_h": 264
},
{
	"label": "water",
	"instance_id": "obj_3",
	"mask_svg": "<svg viewBox=\"0 0 264 264\" xmlns=\"http://www.w3.org/2000/svg\"><path fill=\"white\" fill-rule=\"evenodd\" d=\"M83 242L86 243L87 246L90 244L95 243V240L92 239L89 236H80L75 239V245L74 246H66L61 249L60 252V261L55 263V264H77L79 256L84 253L87 250V246L83 245ZM185 243V241H183ZM178 250L175 249L173 252H171L165 259L164 263L165 264H172L170 259L173 258L175 260L174 264H180L179 258L176 257L174 252ZM140 253L142 255V260L143 261H148L150 259V263L156 264L151 259V253L149 250H146L145 248L140 250ZM117 254L122 255L123 257H130L132 256L127 250L123 249L122 247H119L117 249ZM133 259L135 260V257L132 256ZM0 264H29L27 261H23L20 257L17 255H3L0 253Z\"/></svg>",
	"mask_w": 264,
	"mask_h": 264
}]
</instances>
